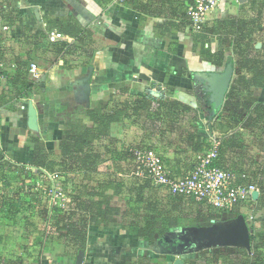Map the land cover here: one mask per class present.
<instances>
[{"label": "crops", "instance_id": "obj_1", "mask_svg": "<svg viewBox=\"0 0 264 264\" xmlns=\"http://www.w3.org/2000/svg\"><path fill=\"white\" fill-rule=\"evenodd\" d=\"M136 1L151 14H143L131 4L124 5L122 0H0L2 23L10 16L17 20L14 26L18 27L13 38L5 40L2 47L5 50L11 49L16 64L14 68L8 69V91L0 93V165L7 162L16 169H6L2 177L9 175L11 180L6 181L4 194L0 193V264L11 260H22L24 264H77L78 255L66 248V241L60 239L59 234L49 230L53 217L56 215L58 220L60 216L55 212L56 207L47 208L48 203L43 202L46 212L35 208L38 202L27 196L26 189L21 188L24 181L19 182L17 178L22 177L20 172L35 174L37 176L31 175V179L36 184L40 182L38 188L42 192H48L50 186L51 190L55 187V190L62 189L64 193L67 190V201L64 203L67 206L71 194L91 200L90 194L97 184L95 180L106 185L111 182L110 178L118 176L121 168L126 174L131 164L121 159L113 164L108 160L100 165L98 174L111 176L109 179L95 178L94 181L90 178L76 181L73 174H62L59 180L50 181L48 179L51 176L45 169L32 166L34 139L40 141L51 159L59 161L62 155L60 145L68 125L79 121L83 126L93 127L86 115L87 111L115 110L134 98L141 101L149 97L164 99L169 104L180 102L191 108V114L185 115L178 122L163 112V121L158 119V122L161 121L158 123L160 126H157L159 133L153 139L141 130L142 124L134 127L137 117L129 116L128 112L120 122L111 125L109 135L119 143V151L124 145L127 148L131 145L161 147L166 165L178 176L186 175L193 168L190 155L195 153L187 140L191 134L197 133L204 142L213 136L221 137L225 150L222 165L229 169L231 164L237 172H252L247 160L248 154L254 149L250 136L252 133L247 129L241 133V126L225 127L220 131L214 128L216 122L220 123L219 112L229 89L222 106L216 110L210 93L202 86L205 84H198L194 79L198 74L223 73L229 64L234 69L231 83L238 75L246 74L238 71L241 58L236 57L233 45L226 52L222 66L207 62L201 57L200 49L195 48L198 34L190 31L185 7L167 0ZM228 4L232 6L231 11H227ZM257 7L253 13V10L249 11L253 8L250 0H219L218 7L208 15L205 28L211 29L219 21L255 15L252 38L246 41H238L240 39L237 38V41L232 42L256 48V57L264 61V0H260ZM69 18L88 31L84 34L85 41L81 43L65 36L58 43L48 44L45 40L49 33L48 20ZM170 18L178 25H183L182 21L186 23L184 32L163 37L156 34L158 25ZM208 36L212 42L211 50L216 53L220 49L218 37L210 33ZM61 43L77 46L80 43L86 44L89 53L79 49L71 55L60 57L57 44ZM31 60L39 62L42 75L38 82L32 83V90H29L31 83L26 76ZM256 96L259 98L257 101L264 103V88L258 89ZM29 104L37 112L36 131L29 127ZM256 164L255 171L264 169V165L259 162ZM253 180L251 173L244 179L245 182ZM73 182L78 183L77 190L69 189ZM162 189L164 193L159 196L158 203L165 201V188ZM107 195L112 197L111 204L118 210V215L107 226L90 228L82 264H140L150 256L147 254L149 247L126 227L125 216L128 219L133 216L128 213L130 199L124 196L113 197L112 190ZM3 230L7 234L3 235ZM13 238L17 240L12 242ZM166 262L169 264L170 261Z\"/></svg>", "mask_w": 264, "mask_h": 264}, {"label": "trees", "instance_id": "obj_2", "mask_svg": "<svg viewBox=\"0 0 264 264\" xmlns=\"http://www.w3.org/2000/svg\"><path fill=\"white\" fill-rule=\"evenodd\" d=\"M122 1L124 5H133L135 10L143 14H151L144 5L138 4L136 0ZM259 1L260 0H250L253 8L249 9V11L253 10L254 13L258 9L257 6L259 5ZM6 22L10 25L17 24V20H14L10 16L7 18ZM255 22V15L252 17L249 16L248 18L242 17L240 19L216 22L214 27L211 29L204 28L202 33L197 35L195 39V48L200 49V55L205 61L211 62L216 66H222L228 49L231 48L232 45L234 46L237 44L232 41H237L238 39H240L238 41H246L252 38L254 35L252 28H254ZM182 24L183 25H178L170 18V20L158 25L156 34L163 37L176 35L174 33H183L186 23L182 21ZM53 30H57L81 43L85 41L86 36L84 34L88 32L85 28H82L76 23L74 19L70 18L48 20V32L50 33ZM209 33L212 36L218 37V41L220 42V49L216 53L211 51L209 45L211 43V38L208 36ZM234 37L235 40H233ZM81 43L79 46L66 43L57 44L59 48L57 54H59L60 57L65 54L71 55L74 51L79 49L84 50L85 53H89V51L86 50V44L81 45ZM173 44L177 45L174 42ZM172 52L176 51L173 50ZM249 52L250 55L248 54V58L244 59L242 53L237 51L238 56L241 58L239 66L241 69L246 70L247 73L238 75L231 83L224 106L219 112L220 125L218 128H216V126L214 127L219 131L223 130L224 127L228 125L230 128L241 126V133H245L243 131L247 129L254 136L260 131L264 132V103L253 98L254 93H256L258 89L264 87V61L254 56L252 51ZM29 86L31 87H29V90H32V84ZM239 91H242L244 98L237 97ZM158 102L161 106L159 104V107H155L154 104ZM168 103L167 101L165 102L164 99H152L149 97L147 100L141 101L139 98H134L131 102L121 104L120 107H117L115 110L102 109L99 111H87L86 115L93 123V127L83 126L79 121L69 124L68 130L64 131V139L60 145L62 155L59 161L51 159L48 152L40 145V141L34 139L35 149L32 166L45 169L50 175H58L61 178L62 174H73L76 177V181L81 180V178L82 180L90 178L91 181H94L95 178L107 177L109 179L111 176L110 174H98L100 165L105 164L108 160L112 164L120 159L121 161L124 160L122 150L119 151L118 149L119 143L109 135L111 125L120 122L123 116H125L126 111H128L129 116L135 115L137 117L135 124H133L134 127H136L137 124H142L143 127L141 130H143L145 134L152 136L153 139L155 135L159 133L157 128L159 125L158 123H161L164 117V114L156 116L151 113L154 111V108H158L160 113L161 111L166 112L169 114L170 118L173 120L175 118L178 122L185 115L191 114V108L180 102L175 101L170 104ZM123 107L124 109L120 110ZM149 116L151 118H149ZM155 119H161V121L156 122ZM212 130L214 129L212 128ZM147 140L150 141V139ZM187 140L195 153L202 151L205 147V142L201 141L202 139L199 135L197 136V133L191 134ZM122 147L123 146H121V148ZM220 154V164H222L221 160L224 158L223 156H225L223 145L221 146ZM126 159L127 158H125V161H127ZM229 166L231 169L235 170L234 166L231 167V164ZM222 167L224 166L222 165ZM6 169L12 171V169L16 168L14 165L8 164L7 162L2 163V165H0V171L2 172L3 170V173H5ZM255 172L258 173V175L250 172L254 178L252 183H257L260 186L262 194L260 202H262L264 206V169ZM125 173L126 174H124L122 178L119 176L110 178L111 182H108L106 185L100 184V180L98 179L95 180L94 182L96 184L97 181V184L90 194L91 200H87V198L82 199L79 196L71 194V199L67 205V214H62L60 209L56 206L55 212L60 216H58V220L56 219L57 217L54 216L48 227L50 232L52 231V233L59 234V238L66 241V248H68L71 253L79 255L83 252L85 254L90 228L92 226H107L114 220V217L118 215V210L111 207L112 197L110 198V196L106 195V191L109 190L113 191V197L124 196L130 199L133 216L131 215L129 219L125 216L127 223L126 227L137 235L139 239L145 241L146 247H148L147 245L149 244L152 245L156 233L163 234L169 232L171 229L181 227L183 220L189 219L188 217L191 214H193L194 223L199 224L197 227L212 226L214 223L219 222L225 214V212H218L205 203L186 200L181 196H173L167 190H165V201L158 203V198L164 193L163 191L160 193L150 180L139 177H129V171ZM240 173L249 175L247 171ZM258 177L260 179H258ZM73 183L78 187V183ZM49 188V190L52 189L51 186ZM158 188L162 189L161 187ZM54 189H56V187ZM65 191L66 192L63 193L67 195V190ZM139 206H143L144 208L140 211L138 210ZM190 209L191 213H187ZM140 212L151 213V215L146 218L149 224H137L133 222L134 218L137 217ZM233 213L234 217H232V219L238 217L237 212L234 211ZM260 219V221L264 222V216ZM259 237L260 244L255 242L257 239L255 233L251 234L252 254H249L244 248L238 249V252L241 253L244 258V262L239 260V264H264V254L260 250L264 248V231L260 233ZM225 249L226 248L209 250L207 254L213 258H217L218 252H223ZM211 261V258H208L205 260V263L214 264V262L212 263ZM236 262L234 264H237ZM1 264H24V262L22 260H11L7 263L3 261Z\"/></svg>", "mask_w": 264, "mask_h": 264}, {"label": "built area", "instance_id": "obj_3", "mask_svg": "<svg viewBox=\"0 0 264 264\" xmlns=\"http://www.w3.org/2000/svg\"><path fill=\"white\" fill-rule=\"evenodd\" d=\"M167 1L185 7V18L188 21L190 31L194 34L202 33L209 13L219 5V0ZM0 15V93L2 94L9 89L7 84L8 69L14 68L16 64L13 61L11 49L5 50L2 47L5 40L13 38L15 31H18V27L10 25L7 22L3 24L1 12ZM64 38L65 36L62 33L54 30L47 35L45 40H47L48 44H53L60 42ZM233 47L246 48L245 45L239 43ZM41 75L39 62L31 60L27 68V81L34 84L41 79ZM221 146V137H211L209 141L205 142V147L202 151L198 153L193 152L195 154L190 155L193 168L184 176H178L172 168L166 165L165 155L161 147L148 148L141 146V148L136 147L138 149H131L130 153L134 156V160L129 162L140 168L141 171H136L137 175L144 177L145 174H148L154 186L165 188L171 195L181 196L186 200H194L198 203H205L218 212L235 211L238 213V216L242 215L246 221L253 222L258 227V224L261 222L260 218L264 214V206L260 202L262 196L261 188L256 183L245 182L246 175L233 169L222 167V164H220ZM256 158L260 164L264 165V153L259 152ZM1 175L2 173L0 177ZM50 176L47 175L50 181L59 180L58 175ZM32 181L33 179L28 177L24 181L28 191L32 186ZM48 192L45 191V195L43 194L42 196L44 202L51 204L53 207L58 206L62 214H67V206L64 204L60 206L57 203V199L63 197L62 189L58 191L53 189L51 192L50 190ZM255 193H258V199L254 198ZM260 205L263 207V212L259 213L257 210V213L256 209H259ZM253 232L250 229V233L253 234ZM260 250L264 251V248Z\"/></svg>", "mask_w": 264, "mask_h": 264}, {"label": "rangeland", "instance_id": "obj_4", "mask_svg": "<svg viewBox=\"0 0 264 264\" xmlns=\"http://www.w3.org/2000/svg\"><path fill=\"white\" fill-rule=\"evenodd\" d=\"M228 6L229 7H228V10L227 11H231L232 10L231 9L232 6L230 4H228ZM209 45L211 47L212 42ZM235 51H236V53H235L236 57H238V54H237V51H238V52H241L242 53V57H244V59L248 58V51H252V54L254 56H257L256 55L257 54V50L254 47L253 48L251 47V48H248V49H247V47L246 48L240 47V48L235 49ZM238 71L243 72V73H247L246 70H243L241 68ZM237 97L238 98H244L242 91H239L237 93ZM253 98L255 100H259L258 96H256V93H254ZM159 104L160 103L158 102L157 104H154V105H155V107H159ZM160 106H161V104H160ZM123 109H124V107L121 108L120 110H123ZM126 112H128V111H126ZM151 113H153L156 116H158L160 114H163L162 111H161V113L159 112V109L158 108H154V111H152ZM127 114L125 113V116ZM157 121H158V119H157ZM218 122H216V126L217 127H219V124H220ZM225 127L227 128L228 126H225ZM250 136H252V139H253L251 142H252V144L254 143L253 144L254 149H252L251 150V153L248 154L249 156H247L248 157L247 160H248V167H249V169H252V173L254 174L255 173L254 168L257 165L256 162H258V159L256 157L259 155V152L264 153V132L263 131H260V132L257 133V135L255 134V136H254L253 134H250ZM136 147L141 148V145H138ZM136 147L133 146V145H131V147H128L127 148L124 145L121 148V150H122V152L124 154V160H125V158H127L126 160L128 161L127 163H129V164H132L129 161L134 160V156L130 153V150L131 149H138ZM121 169L119 170L120 172H119L118 176L122 178L124 176V173L121 171ZM128 170H129V175H128L129 177L132 176V177L144 178V179L150 180L152 182V184H153V181L151 180V178L149 177L148 174H145L144 177L139 176V175L136 174V171L137 170H139V171H141V170H140V168L136 167L134 164H132V166H130V169H128ZM258 170L261 171L262 168H259ZM248 174L250 175V172H248ZM19 175L20 176L22 175V177L17 178V181H19V182L25 181L26 177L33 178V177L36 176L35 174H31L33 176L32 177L31 175L25 174L24 172H20ZM256 175H258V173H256ZM4 176H5V173L2 172V175H1V178H0V193L1 194H4V191H5L4 189H5L6 181L7 180H11V178L9 177V175L7 177H5V178H2ZM3 179H4V182H2ZM39 180L41 181L43 179H39ZM31 184H32V186L30 187L29 191L27 190V187L25 186V184H23L21 186V188L23 190L26 189V191L28 192V194L26 193L27 196L29 195L33 200H36L38 202V204L36 205L35 208H39L41 210V212H46L47 211L46 210V206H43V204H44L43 202L44 201H43V199L41 197V196H43L44 192H42V190L38 188V186L40 185V182L36 184V182L33 180ZM73 185L72 186L71 185L69 186V189L70 190H72V189L73 190H76V186L75 185L73 186ZM156 189L160 193H162L161 192L162 189H159L158 187ZM108 192L109 191H106V195L108 194ZM33 195L35 196V198L33 197ZM65 201H67V198L64 196V193H63V197H60V199H57V203L60 206H63V204L65 203ZM50 206H51V204H48V207L47 208H50ZM129 206H130V208L128 210V213L129 214H132V210L133 209L131 208V204ZM111 207H112V204H111ZM135 208H136V206H135ZM143 208H144L143 206H139V209L138 210L141 211ZM191 209L189 210V212L187 211V213H191L190 212ZM257 210L259 211V213H262L263 212V207H261V205H260L259 206V209H256V212H257ZM150 215H151V213H142V212H140L137 215V217L134 218V221L133 222H135L137 224L139 222H141L143 224H149V221H146V218L148 216H150ZM263 216H264V214H262V217ZM55 217H57V216L55 215ZM232 217H234V213L233 212H225L224 216L220 219V221H227L228 219H232ZM188 218L189 219H187V220L186 219L183 220V223H182V226L181 227L171 229L169 232H166V233H163V234L156 233V236L153 239L152 245H150L149 243H148L149 245H147L149 247V249L147 248L148 249L147 254H149L150 256L148 258L143 259L139 263L140 264H166L167 263L166 260L175 262L178 258L181 259L184 262V264H207V263H205V260L208 259V258H211V260H212L211 262L212 263L214 262V264H234L236 261H237L236 263L239 264L240 261L244 262V258L242 256V254L238 252V249L239 248H236V247H231V246H229V247H223V248H226L227 250L225 249V251H223V252H218V254L216 256L217 258H213L212 256H210V255L207 254V251H209V250H217V249L222 248V247H209V248L201 249L199 251H191V252H189L188 251L189 248L187 246H184V242H181L179 240L180 237L179 238L178 237H165L167 234L177 233V232H184L183 230L186 229V228H189V227H197L199 225V224H195L194 223L195 221H194L193 214L189 215ZM21 222H24V220L21 219ZM246 222H247V224L249 226V229H251L252 232L254 231L253 234L255 233V236L257 237V239L255 240V242L260 244V242H259L260 241L259 235H260V233H263V231H264V224H258V227H257L255 225V223H253V222H250V221H246ZM28 224H29V222H28ZM13 226H14V228L17 229V226H16L15 223L13 224ZM15 231H17V230H15ZM5 234H7V233H5V230H3V235H5ZM17 234H19V233H17ZM48 236H49V234H48ZM51 238L53 239V237H51ZM15 239L13 238L12 239V242H14V241L17 240V239L15 240ZM45 239H49V238H45ZM13 244H15V243H13ZM176 248H178L182 252L181 254H178L179 256L176 255V254L175 255L172 254V252ZM251 252H252V249H251ZM262 253L264 254V251H262ZM0 254L2 255V228H0Z\"/></svg>", "mask_w": 264, "mask_h": 264}, {"label": "water", "instance_id": "obj_5", "mask_svg": "<svg viewBox=\"0 0 264 264\" xmlns=\"http://www.w3.org/2000/svg\"><path fill=\"white\" fill-rule=\"evenodd\" d=\"M233 72V66L229 64L223 73L198 74L194 77L200 84H205L204 89L210 93L211 102L214 104L216 110L224 102L227 90L231 85ZM29 114V127L36 131L38 130L37 112L32 104H29ZM254 198L258 199V193L254 194ZM183 231L167 234L165 237H180L179 240L184 242V246L189 248V252L199 251L209 247L223 248L231 246L244 248L249 254L251 253V233L242 215L227 221L216 222L209 227H189ZM181 253L178 248L172 252L173 255ZM84 258L85 254L81 252L78 255L77 264H82ZM169 264H184V262L178 258L175 262L170 261Z\"/></svg>", "mask_w": 264, "mask_h": 264}, {"label": "clouds", "instance_id": "obj_6", "mask_svg": "<svg viewBox=\"0 0 264 264\" xmlns=\"http://www.w3.org/2000/svg\"><path fill=\"white\" fill-rule=\"evenodd\" d=\"M54 31V30H53ZM57 31V30H56ZM64 35V34H63ZM64 36H66V35H64Z\"/></svg>", "mask_w": 264, "mask_h": 264}, {"label": "flooded vegetation", "instance_id": "obj_7", "mask_svg": "<svg viewBox=\"0 0 264 264\" xmlns=\"http://www.w3.org/2000/svg\"><path fill=\"white\" fill-rule=\"evenodd\" d=\"M198 84H200V83L198 82ZM202 86H204V85H202Z\"/></svg>", "mask_w": 264, "mask_h": 264}]
</instances>
